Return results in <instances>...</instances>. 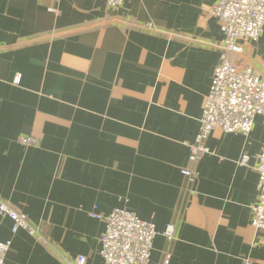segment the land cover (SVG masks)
<instances>
[{"label": "crops", "instance_id": "0c3cea01", "mask_svg": "<svg viewBox=\"0 0 264 264\" xmlns=\"http://www.w3.org/2000/svg\"><path fill=\"white\" fill-rule=\"evenodd\" d=\"M215 2L0 0V199L45 239L0 216L8 264H107L104 222L90 214L115 208L154 223L149 264L167 248L169 264H264V231L251 226L261 118L248 135L215 128L196 180L181 174L219 62L223 33L205 13ZM242 46L232 59L264 76V31Z\"/></svg>", "mask_w": 264, "mask_h": 264}, {"label": "built area", "instance_id": "2783aa9c", "mask_svg": "<svg viewBox=\"0 0 264 264\" xmlns=\"http://www.w3.org/2000/svg\"><path fill=\"white\" fill-rule=\"evenodd\" d=\"M111 8L123 5L124 0H104ZM207 17L217 20L223 39L219 45V62L212 74L210 88L204 96L199 129L188 146L189 166L181 169L185 187L197 177L194 165L204 154L214 153L206 141L215 128L223 132L248 135L254 119L260 117L264 124V76L251 65L240 66L233 56L244 52L242 42L257 41L264 31V0H216L207 10ZM150 28V24H148ZM17 142L23 146H38L39 140L32 135H20ZM249 157L243 154L240 164L246 165ZM257 202L252 206L251 226L264 231V147L257 155ZM104 222L100 236L99 254L107 264H149L154 237L159 233L150 220H143L126 208H115L102 216L90 214ZM0 216L11 222V232L24 230L30 236L45 242L40 231L23 213L16 211L0 199ZM1 225V222H0ZM168 242L175 236V225L169 223L161 232ZM11 241L0 240V264H8L7 254ZM170 250L164 252L161 264H169ZM63 264H86V256L79 254L64 259ZM245 264H253L247 260Z\"/></svg>", "mask_w": 264, "mask_h": 264}]
</instances>
